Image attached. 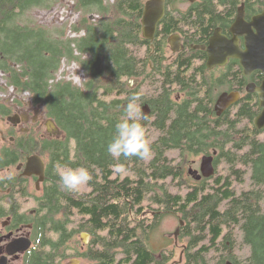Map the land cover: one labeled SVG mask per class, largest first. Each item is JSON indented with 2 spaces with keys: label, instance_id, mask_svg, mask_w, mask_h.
<instances>
[{
  "label": "trees",
  "instance_id": "trees-1",
  "mask_svg": "<svg viewBox=\"0 0 264 264\" xmlns=\"http://www.w3.org/2000/svg\"><path fill=\"white\" fill-rule=\"evenodd\" d=\"M74 2L81 14L72 26L83 33L78 37L27 17L25 12L35 6L48 8L45 0H0V70L8 85L29 93L67 139L47 145L53 181L41 197L39 250L27 264H62L73 257L86 264H264V129L254 125L258 113L243 105L217 116L209 107L210 96L195 94L198 103L192 107L188 99L176 101L165 86L157 95L138 89L151 158L113 159L107 145L125 118L133 91L129 81L139 77L129 43L141 38L144 0ZM92 12L99 18L91 19ZM62 60L84 70L83 86L55 79ZM212 150L215 167L223 168L201 180L187 176L194 157ZM62 166H84L92 175L88 186L95 198L88 224L79 221L82 196L60 186L56 168ZM121 166L123 171L113 176ZM158 185H175L176 191ZM236 185L247 186L237 190ZM145 208L161 213L139 219ZM168 214L184 221L176 239L183 244L178 261V246L155 249L148 244ZM81 231L91 235L85 251L80 241L73 243Z\"/></svg>",
  "mask_w": 264,
  "mask_h": 264
},
{
  "label": "flooded vegetation",
  "instance_id": "flooded-vegetation-1",
  "mask_svg": "<svg viewBox=\"0 0 264 264\" xmlns=\"http://www.w3.org/2000/svg\"><path fill=\"white\" fill-rule=\"evenodd\" d=\"M163 7L152 38L143 37L141 25V38L129 43L133 45L134 74L139 76L129 83L132 96H139L138 89L148 95L161 94L159 88L165 86L176 101L188 99L192 107L198 103L195 94L210 96L209 107L215 113L220 95L237 93L221 114L243 105L259 114L262 108L252 89L264 80V0H163ZM142 15L143 11L140 23ZM7 88L13 94L6 96ZM19 94L7 82L0 84V264H27L38 252L44 216L41 197L45 185L53 181L47 145L66 140L41 106L31 98L23 102ZM30 161L37 172H26ZM9 174L13 179H2ZM90 193L88 185L78 193L86 224L93 219L88 207L95 195ZM118 212L114 207L113 217ZM160 213L145 208L139 219L148 221ZM148 244L152 247L151 239Z\"/></svg>",
  "mask_w": 264,
  "mask_h": 264
},
{
  "label": "rangeland",
  "instance_id": "rangeland-1",
  "mask_svg": "<svg viewBox=\"0 0 264 264\" xmlns=\"http://www.w3.org/2000/svg\"><path fill=\"white\" fill-rule=\"evenodd\" d=\"M74 4H75L74 0H45V5L46 6L49 5L48 8L35 6L31 10L26 11L25 13L29 19H31L33 22H35L36 24H38L39 26L43 28H47L50 30H57V31L62 30L66 33L65 34L66 37H78V36H82L83 33L82 32L75 33L73 31L72 26L73 24L79 22L80 20L79 17L81 14L77 12ZM90 15L91 16L89 15L88 16L92 17L94 20L99 18V16H97L96 13L92 12ZM0 76H1L0 84H5V82H7L6 81L7 75L3 73L2 71H0ZM55 79L68 80L76 85L83 86V83L86 80V74L84 70L77 63L62 60L60 63L59 70L55 75ZM144 88H146L145 85H144ZM7 89L8 90L6 92V96H8L9 93L13 94V92L9 88ZM19 95L23 99V102H28L30 100V95L27 92L20 93ZM143 95H148V94H143ZM138 100H137V103H138ZM41 110L43 111L42 107H41ZM70 147H73L72 141L70 142ZM171 155L175 156L176 153L173 151ZM201 158H202V155L194 157V160H192L188 166H191L193 169L198 170ZM188 166L186 167V174H187ZM219 168L222 169L223 168L222 165H220L216 169H219ZM117 169L118 168L115 169L113 176L116 174ZM124 175L125 174L123 172L120 173L121 177H123ZM161 186L162 185H158L156 186V188L160 190L162 189ZM166 186L168 187L166 189H168L169 191L171 192L176 191L175 185H166ZM246 186L247 185H244V186L236 185L235 188L237 190H240L242 188H246ZM85 187L82 188L81 191L85 190ZM78 218H79L78 216H75V219H78ZM80 218L81 219L79 221L83 222L82 217ZM178 220H179V216H176L173 214H168V215H165L164 217H161V222L159 226L153 231L152 236L150 238L152 242L151 245L155 249L164 248L165 246H167V243H168V247H171L173 245H175L176 247L178 246L179 248L176 249L177 255L174 258L177 261H178V257L181 258V245L180 244H182L181 241H179V244L174 243V237H175L174 230L178 226ZM81 232H84V231H81ZM81 232H79L74 237L73 243L76 245L77 241H80L81 247L84 248L83 246L84 244L81 242V239H80ZM174 259L173 261H175ZM67 262L68 260H65L62 264H67ZM81 264H86V262L81 261Z\"/></svg>",
  "mask_w": 264,
  "mask_h": 264
},
{
  "label": "clouds",
  "instance_id": "clouds-1",
  "mask_svg": "<svg viewBox=\"0 0 264 264\" xmlns=\"http://www.w3.org/2000/svg\"><path fill=\"white\" fill-rule=\"evenodd\" d=\"M138 99V96L130 98L124 107L125 118L117 122L115 134L107 145L106 150L113 159L151 158L153 149L147 139L146 129L141 123L146 117L142 116L141 107L137 103ZM118 171H123V167H119ZM58 176L60 186L69 193H79L92 180L90 171L84 166H62ZM2 179L11 180L13 176L9 174Z\"/></svg>",
  "mask_w": 264,
  "mask_h": 264
},
{
  "label": "water",
  "instance_id": "water-1",
  "mask_svg": "<svg viewBox=\"0 0 264 264\" xmlns=\"http://www.w3.org/2000/svg\"><path fill=\"white\" fill-rule=\"evenodd\" d=\"M164 7L163 0H149L145 3L143 15L141 19L143 37L152 38L155 31L156 25L163 16ZM252 91H255L258 95L259 105L262 108L260 113L254 119V125L257 129L261 130L264 128V80L262 84L258 87H254ZM237 93L227 94L223 93L218 98L215 105V113L217 116H220L224 109L237 98ZM214 155H216V150H212L211 154H204L200 160L199 169H193L189 167L187 173L191 175L195 180H200L202 177L209 178L215 174V164H214ZM35 164L33 161H30L26 167L27 173L37 172L38 170L34 169ZM41 173H43V168H41ZM179 225L174 231L175 237L178 235V231L181 226H183L184 221L179 219ZM80 239L83 243L87 244L90 239V235L87 232L80 233ZM68 264H81L79 258H71ZM225 264H234L230 260L226 261Z\"/></svg>",
  "mask_w": 264,
  "mask_h": 264
}]
</instances>
